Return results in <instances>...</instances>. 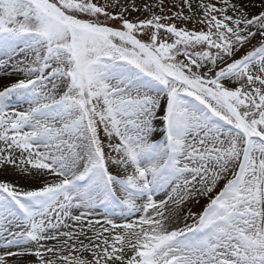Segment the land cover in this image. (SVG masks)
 Listing matches in <instances>:
<instances>
[{
    "label": "snow or ice",
    "instance_id": "6c2138e0",
    "mask_svg": "<svg viewBox=\"0 0 264 264\" xmlns=\"http://www.w3.org/2000/svg\"><path fill=\"white\" fill-rule=\"evenodd\" d=\"M0 264H264V0H0Z\"/></svg>",
    "mask_w": 264,
    "mask_h": 264
},
{
    "label": "rangeland",
    "instance_id": "374dc122",
    "mask_svg": "<svg viewBox=\"0 0 264 264\" xmlns=\"http://www.w3.org/2000/svg\"><path fill=\"white\" fill-rule=\"evenodd\" d=\"M189 27H191V25H189ZM11 176H9L8 178H10ZM204 203V201L202 200L201 201V204H203ZM191 207H193V209L194 210H200V206H198V205H190ZM189 223H191V221H189Z\"/></svg>",
    "mask_w": 264,
    "mask_h": 264
},
{
    "label": "bare ground",
    "instance_id": "6f19581e",
    "mask_svg": "<svg viewBox=\"0 0 264 264\" xmlns=\"http://www.w3.org/2000/svg\"><path fill=\"white\" fill-rule=\"evenodd\" d=\"M11 178V177H10Z\"/></svg>",
    "mask_w": 264,
    "mask_h": 264
}]
</instances>
